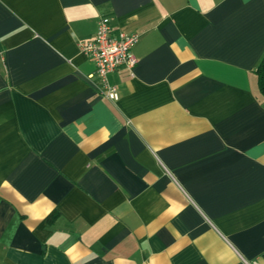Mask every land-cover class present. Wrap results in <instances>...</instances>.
Instances as JSON below:
<instances>
[{"label":"crops","instance_id":"crops-1","mask_svg":"<svg viewBox=\"0 0 264 264\" xmlns=\"http://www.w3.org/2000/svg\"><path fill=\"white\" fill-rule=\"evenodd\" d=\"M262 56L264 0H0V264H264Z\"/></svg>","mask_w":264,"mask_h":264},{"label":"built area","instance_id":"built-area-1","mask_svg":"<svg viewBox=\"0 0 264 264\" xmlns=\"http://www.w3.org/2000/svg\"><path fill=\"white\" fill-rule=\"evenodd\" d=\"M138 40V34L119 32L115 36L112 32L110 19L103 16L97 21L94 38L78 43L80 53L95 64L97 91L111 102L118 100V93L117 89L109 84L108 76L120 68L132 69L135 66L136 59L132 55V48Z\"/></svg>","mask_w":264,"mask_h":264},{"label":"trees","instance_id":"trees-1","mask_svg":"<svg viewBox=\"0 0 264 264\" xmlns=\"http://www.w3.org/2000/svg\"><path fill=\"white\" fill-rule=\"evenodd\" d=\"M255 74L257 77L259 96L261 97L262 101H264V56H262L255 70ZM262 258H264V255H262Z\"/></svg>","mask_w":264,"mask_h":264}]
</instances>
